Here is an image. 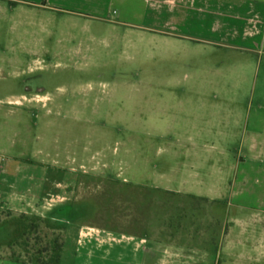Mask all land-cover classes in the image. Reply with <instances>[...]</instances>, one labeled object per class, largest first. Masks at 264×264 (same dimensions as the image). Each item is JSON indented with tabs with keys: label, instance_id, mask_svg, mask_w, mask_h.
<instances>
[{
	"label": "crops",
	"instance_id": "0c3cea01",
	"mask_svg": "<svg viewBox=\"0 0 264 264\" xmlns=\"http://www.w3.org/2000/svg\"><path fill=\"white\" fill-rule=\"evenodd\" d=\"M0 14L107 27L112 43L148 35L184 55L190 71L188 93L170 99V154L146 180L137 173L40 180L0 164V206L57 202L38 212L63 225L60 264H264V201L225 204L232 172L264 164V0H0ZM250 97L255 110L246 108ZM0 264L29 263L0 256Z\"/></svg>",
	"mask_w": 264,
	"mask_h": 264
},
{
	"label": "rangeland",
	"instance_id": "374dc122",
	"mask_svg": "<svg viewBox=\"0 0 264 264\" xmlns=\"http://www.w3.org/2000/svg\"><path fill=\"white\" fill-rule=\"evenodd\" d=\"M77 23L0 14V100L43 90L35 100L0 102V164H13L25 173L19 176L35 174L40 180L48 174L86 173H137L146 180L161 159L167 160L175 140L170 99L188 93L187 61L148 35H121L112 43L111 29ZM174 77H180V85ZM252 100L245 105L255 110ZM230 185L225 204L259 205L264 164L234 170ZM56 204L21 203L13 211L4 201L0 256L23 263L50 261L64 229L38 210Z\"/></svg>",
	"mask_w": 264,
	"mask_h": 264
},
{
	"label": "trees",
	"instance_id": "16d2710c",
	"mask_svg": "<svg viewBox=\"0 0 264 264\" xmlns=\"http://www.w3.org/2000/svg\"><path fill=\"white\" fill-rule=\"evenodd\" d=\"M61 252H62V244L58 247V249L56 250V255L50 261L42 262L41 260H37L29 264H60Z\"/></svg>",
	"mask_w": 264,
	"mask_h": 264
},
{
	"label": "flooded vegetation",
	"instance_id": "af4514ba",
	"mask_svg": "<svg viewBox=\"0 0 264 264\" xmlns=\"http://www.w3.org/2000/svg\"><path fill=\"white\" fill-rule=\"evenodd\" d=\"M27 94H30V93H27ZM41 94H43V90L42 89H39L38 92L34 93V94H31L29 97H31V100H35L33 98V96H40ZM47 100H54V99H51V98H48ZM59 100V99H58Z\"/></svg>",
	"mask_w": 264,
	"mask_h": 264
}]
</instances>
